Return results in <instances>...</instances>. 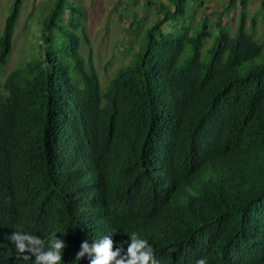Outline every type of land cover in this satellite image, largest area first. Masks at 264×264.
<instances>
[{
    "label": "trees",
    "instance_id": "16d2710c",
    "mask_svg": "<svg viewBox=\"0 0 264 264\" xmlns=\"http://www.w3.org/2000/svg\"><path fill=\"white\" fill-rule=\"evenodd\" d=\"M227 2L235 34L221 31L206 63L204 27L161 31L186 11L173 0L101 91L79 54L83 18L56 0L35 52L0 82V264L35 262L17 258L18 226L62 240L61 264H90L75 260L86 240L111 235L115 251L133 232L159 264H264V61L241 70L260 46L244 31L248 0ZM21 3L0 30V67Z\"/></svg>",
    "mask_w": 264,
    "mask_h": 264
},
{
    "label": "rangeland",
    "instance_id": "374dc122",
    "mask_svg": "<svg viewBox=\"0 0 264 264\" xmlns=\"http://www.w3.org/2000/svg\"><path fill=\"white\" fill-rule=\"evenodd\" d=\"M150 1L149 4L140 6L138 0H127L123 6L110 0H64L65 4H72L79 11L80 19L83 18L82 36L86 43L80 41L79 54L84 62L89 56L101 91H104L106 83L119 68L130 65L136 54L143 52L148 29L165 11H170V5L173 4V0ZM196 1L186 0L184 15L167 19L160 29L167 32L187 26L189 34L194 35L204 27L207 37L203 41L199 59L206 63L215 38L221 31L227 32L231 38L234 36L238 13L236 5L228 6L227 0H201L202 7ZM12 2L13 0H0V30L11 10ZM55 2L56 0H22L11 38V50L0 67V82L8 72L35 52L42 20L48 16ZM258 2L259 0H248L244 11V31L260 46V53L244 62L241 65L242 71L264 61V12L259 9ZM251 19L253 28L249 24ZM77 34L81 36L80 31ZM188 55L186 48L180 61L185 60Z\"/></svg>",
    "mask_w": 264,
    "mask_h": 264
},
{
    "label": "clouds",
    "instance_id": "9594fccd",
    "mask_svg": "<svg viewBox=\"0 0 264 264\" xmlns=\"http://www.w3.org/2000/svg\"><path fill=\"white\" fill-rule=\"evenodd\" d=\"M110 236L105 235L92 241L91 246L86 240L81 244V250L76 254L75 260L78 262L87 254L91 258L90 264H159L155 259L153 247L146 239L139 238L135 232L128 236L127 242L116 246L115 251ZM9 240L15 245L18 259L27 261L29 257L21 254L28 252L35 256L34 264H61L65 244L62 240L56 239V236L49 239L46 246L44 240L18 226ZM124 243H127L126 252ZM197 264H207L206 258L197 260Z\"/></svg>",
    "mask_w": 264,
    "mask_h": 264
},
{
    "label": "crops",
    "instance_id": "0c3cea01",
    "mask_svg": "<svg viewBox=\"0 0 264 264\" xmlns=\"http://www.w3.org/2000/svg\"><path fill=\"white\" fill-rule=\"evenodd\" d=\"M35 1H36V0H35ZM100 1H109V0H100ZM110 1L117 2L118 5H123V6H125L127 0H110ZM161 1H162V0H161ZM150 2H151L150 0H138V4H139L140 6H144L145 4H149ZM162 2H164V1H162ZM196 3H197V2H196ZM202 6H203V4H201L200 7H202Z\"/></svg>",
    "mask_w": 264,
    "mask_h": 264
}]
</instances>
